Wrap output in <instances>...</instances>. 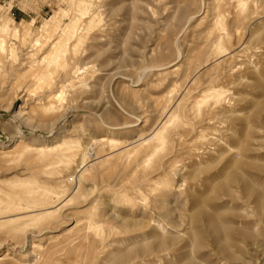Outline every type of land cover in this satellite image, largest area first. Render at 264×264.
Masks as SVG:
<instances>
[{
	"label": "rangeland",
	"instance_id": "1",
	"mask_svg": "<svg viewBox=\"0 0 264 264\" xmlns=\"http://www.w3.org/2000/svg\"><path fill=\"white\" fill-rule=\"evenodd\" d=\"M0 264H264V0H0Z\"/></svg>",
	"mask_w": 264,
	"mask_h": 264
},
{
	"label": "bare ground",
	"instance_id": "2",
	"mask_svg": "<svg viewBox=\"0 0 264 264\" xmlns=\"http://www.w3.org/2000/svg\"><path fill=\"white\" fill-rule=\"evenodd\" d=\"M162 204V203H161Z\"/></svg>",
	"mask_w": 264,
	"mask_h": 264
}]
</instances>
